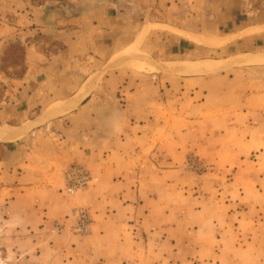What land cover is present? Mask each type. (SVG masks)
Listing matches in <instances>:
<instances>
[{
    "label": "crops",
    "instance_id": "1",
    "mask_svg": "<svg viewBox=\"0 0 264 264\" xmlns=\"http://www.w3.org/2000/svg\"><path fill=\"white\" fill-rule=\"evenodd\" d=\"M57 4L23 16L59 45L36 55L29 95L23 81L38 111L0 124L10 250L23 243L30 264H264V0ZM188 155L212 172L182 171ZM73 162L96 181L69 196ZM78 206L85 236L69 230Z\"/></svg>",
    "mask_w": 264,
    "mask_h": 264
},
{
    "label": "rangeland",
    "instance_id": "2",
    "mask_svg": "<svg viewBox=\"0 0 264 264\" xmlns=\"http://www.w3.org/2000/svg\"><path fill=\"white\" fill-rule=\"evenodd\" d=\"M67 1L74 2L75 4L79 3L78 5H80L83 3L92 4V1L94 0H0V124H15L24 120L26 117L34 115L38 111L37 106L32 105L26 107L24 105L23 102L26 99L24 86L27 83V95H29V90H31L35 86L36 81H38L40 78L35 72L36 70L40 69L42 62L41 60H38V58L36 59V55L38 54L40 56L44 54V56H48L50 52H54L59 48V45L57 43H50V40L46 38V35L42 34L41 32H34V34H31V32H29V34H27V32L25 31L27 27L23 25V16L28 15L29 12H38L39 14L38 10L41 7H46V5L48 4L50 5V3L57 4ZM63 12L67 14L71 12V10L66 9V11L64 10ZM48 14L49 11L46 10V15ZM29 15L31 14L29 13ZM27 48H29V52L27 51ZM195 55L200 56L201 51H199ZM199 63H202L201 65H204L203 62L199 61ZM246 70L248 71V69ZM230 73H232L230 74V76H232L234 72ZM30 76H32L33 79L28 82L27 77ZM218 77V81H216V78L214 79L216 83L221 85V87H225V84L222 81V77ZM25 78L26 83L23 82ZM193 79L198 78L193 77ZM177 81H180V79ZM241 112L242 111L240 110L238 112L234 111L232 113H229V115H239L241 114ZM227 124L228 123H226V125ZM4 150V148H1L0 150L2 151V156L5 152ZM181 170L191 174L195 179H197L199 176L205 173L212 172V167L209 164H205L197 156L188 155L182 165ZM186 188L187 187L184 188V191L182 190L185 195L190 194V190L193 192V195H198V193L196 192V186L189 191H187ZM84 208H86L89 212V209L87 207ZM260 220L261 222H264V212L263 214H261ZM56 224L60 223L56 222L54 226ZM61 225L65 226L63 229L66 228L65 224ZM88 233L86 235H88ZM9 238L10 234L4 229H1L0 264H30L26 262L23 256V243L21 244L18 251H16V248L15 250H10Z\"/></svg>",
    "mask_w": 264,
    "mask_h": 264
},
{
    "label": "built area",
    "instance_id": "3",
    "mask_svg": "<svg viewBox=\"0 0 264 264\" xmlns=\"http://www.w3.org/2000/svg\"><path fill=\"white\" fill-rule=\"evenodd\" d=\"M95 181L96 178L90 174L85 166L73 163L64 171V192L69 196L75 195L80 191L86 190L94 184ZM71 218L73 219V223L70 225L69 229L72 233L84 236L89 232L92 218L86 208H74ZM64 227L65 226L61 224H56L54 226L56 230H62Z\"/></svg>",
    "mask_w": 264,
    "mask_h": 264
},
{
    "label": "bare ground",
    "instance_id": "4",
    "mask_svg": "<svg viewBox=\"0 0 264 264\" xmlns=\"http://www.w3.org/2000/svg\"><path fill=\"white\" fill-rule=\"evenodd\" d=\"M199 66H201V65H199ZM7 128L6 127H4V128H0V136H2V135H5L6 133H7ZM22 133V132H21ZM11 136V135H10Z\"/></svg>",
    "mask_w": 264,
    "mask_h": 264
},
{
    "label": "trees",
    "instance_id": "5",
    "mask_svg": "<svg viewBox=\"0 0 264 264\" xmlns=\"http://www.w3.org/2000/svg\"><path fill=\"white\" fill-rule=\"evenodd\" d=\"M67 6H68V7H70V9L72 8V7H71V6H69V5H67ZM51 8H54V6H52V7H49V8H48V10H49V9H51ZM62 14H65V13L63 12V10H62ZM69 14H72V13H71V12L67 13V15H69Z\"/></svg>",
    "mask_w": 264,
    "mask_h": 264
}]
</instances>
